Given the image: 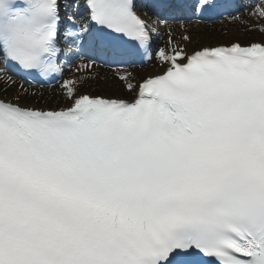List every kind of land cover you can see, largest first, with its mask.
Returning <instances> with one entry per match:
<instances>
[{
    "label": "snow or ice",
    "instance_id": "6c2138e0",
    "mask_svg": "<svg viewBox=\"0 0 264 264\" xmlns=\"http://www.w3.org/2000/svg\"><path fill=\"white\" fill-rule=\"evenodd\" d=\"M210 7L0 0V264H264V39L153 48ZM98 61L129 98L81 91Z\"/></svg>",
    "mask_w": 264,
    "mask_h": 264
},
{
    "label": "bare ground",
    "instance_id": "6f19581e",
    "mask_svg": "<svg viewBox=\"0 0 264 264\" xmlns=\"http://www.w3.org/2000/svg\"><path fill=\"white\" fill-rule=\"evenodd\" d=\"M250 12L251 11L238 14L237 16H239L240 19H233L234 17H237L234 16L226 20H220L219 23L222 24L217 23L216 25L184 23L186 26L185 28H181L180 23L153 25L156 33L158 34H154V37L156 38L155 47L163 46L167 42L169 27H171L172 29L174 40L182 44L186 43V47L189 51L204 45L229 43L235 40L238 41L239 38L244 41L264 39V33H261L259 30L254 29L252 31H242L243 28H246L249 25L264 23V21H257L251 18L249 16ZM222 30H226L225 34H223ZM185 33L191 37V40L189 42H184L182 39ZM115 70L116 69L109 70L107 68L98 66L95 69V71L99 74L98 78L95 80L87 81V83L83 87H81V91H89L93 93L99 91L105 95L116 94L130 97V94L124 90L122 82L115 77ZM127 71L132 72L134 76L139 79L145 75L156 73L157 71H159V68L155 60H153L147 65L146 68H128ZM44 95L46 97L50 95L47 88H44Z\"/></svg>",
    "mask_w": 264,
    "mask_h": 264
},
{
    "label": "rangeland",
    "instance_id": "374dc122",
    "mask_svg": "<svg viewBox=\"0 0 264 264\" xmlns=\"http://www.w3.org/2000/svg\"><path fill=\"white\" fill-rule=\"evenodd\" d=\"M249 30H250V28H249Z\"/></svg>",
    "mask_w": 264,
    "mask_h": 264
}]
</instances>
